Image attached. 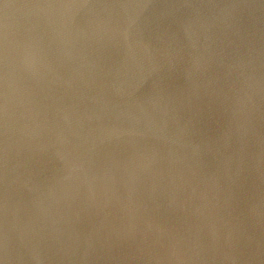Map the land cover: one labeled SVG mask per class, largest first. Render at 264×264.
<instances>
[{
    "label": "water",
    "instance_id": "obj_1",
    "mask_svg": "<svg viewBox=\"0 0 264 264\" xmlns=\"http://www.w3.org/2000/svg\"><path fill=\"white\" fill-rule=\"evenodd\" d=\"M0 264H264V0H0Z\"/></svg>",
    "mask_w": 264,
    "mask_h": 264
}]
</instances>
